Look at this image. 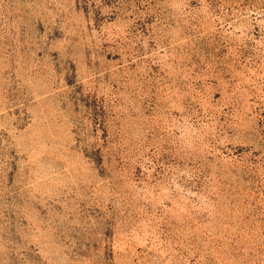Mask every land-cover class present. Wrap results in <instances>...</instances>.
Wrapping results in <instances>:
<instances>
[{
    "label": "rangeland",
    "instance_id": "374dc122",
    "mask_svg": "<svg viewBox=\"0 0 264 264\" xmlns=\"http://www.w3.org/2000/svg\"><path fill=\"white\" fill-rule=\"evenodd\" d=\"M0 264H264V0H0Z\"/></svg>",
    "mask_w": 264,
    "mask_h": 264
}]
</instances>
